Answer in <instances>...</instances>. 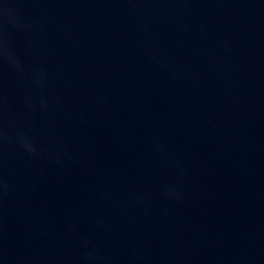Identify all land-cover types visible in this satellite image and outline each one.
Instances as JSON below:
<instances>
[{"label":"water","instance_id":"obj_1","mask_svg":"<svg viewBox=\"0 0 264 264\" xmlns=\"http://www.w3.org/2000/svg\"><path fill=\"white\" fill-rule=\"evenodd\" d=\"M0 264H264V0H0Z\"/></svg>","mask_w":264,"mask_h":264}]
</instances>
